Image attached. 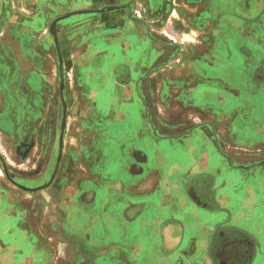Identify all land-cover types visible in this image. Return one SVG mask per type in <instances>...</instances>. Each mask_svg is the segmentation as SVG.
Masks as SVG:
<instances>
[{
    "label": "crops",
    "instance_id": "crops-1",
    "mask_svg": "<svg viewBox=\"0 0 264 264\" xmlns=\"http://www.w3.org/2000/svg\"><path fill=\"white\" fill-rule=\"evenodd\" d=\"M137 1L0 0V136L65 105L0 264H264V0Z\"/></svg>",
    "mask_w": 264,
    "mask_h": 264
},
{
    "label": "rangeland",
    "instance_id": "rangeland-1",
    "mask_svg": "<svg viewBox=\"0 0 264 264\" xmlns=\"http://www.w3.org/2000/svg\"><path fill=\"white\" fill-rule=\"evenodd\" d=\"M55 79L57 81L61 80V78L59 79L58 72H56L55 74ZM48 92L50 93L51 89L50 90L48 88L43 89V94L41 95V98H43L44 95L48 96L49 95ZM50 95L57 96L58 88L54 89V92L52 94L50 93ZM61 106L60 104L58 105V103L57 104L43 103L40 105L39 113L41 114V117L44 118V120L41 123L43 128L39 130L40 135H37L36 137L37 146L31 153L27 154V152L26 151L23 152V150H19V153L15 151V149H17L18 145L21 144L22 143L21 141L23 140L20 137V135L22 134L21 130L16 132V130L10 129L9 135L0 136V172L2 171V174L4 173V175L9 178L8 189L10 191H17L21 195L22 194L29 195L33 192L34 193L37 192L35 191L36 188L33 187L28 188L26 187V185L24 186L20 184L17 181L19 177H20V181L32 183L33 180L29 182L27 180H24L23 178L26 176L34 175V177L39 178L38 180H44L41 183V186H44L49 182L51 177L54 176L55 168H56L55 165L57 164L58 158L60 157L61 153L57 151H50L51 148H49V145L51 141L49 140V137L47 135H44V133L48 134L50 132V128L52 126L53 121H51V119L49 118L54 117L53 111L57 107L59 108L60 111H65L64 109L65 105H61ZM11 123L13 125V122ZM41 132L44 133L42 134ZM52 143L55 144V147H58L57 146L59 143L58 133L57 134L55 133V137ZM9 196L11 197L10 200L9 199L7 200L9 207H13L17 203L19 204L21 203L19 200H17L14 194H10ZM1 207L5 208V204H2V202L0 203V208ZM11 218L12 220L10 221L8 220V223H5L6 222L5 219H0V232L3 229L1 228L2 227L1 224L3 225L4 229H5V225L8 224V226H10V228L13 229L14 231L15 221L13 216ZM260 218L264 219V212L262 215H260ZM260 223L261 225H263V229H264V222L261 221ZM11 238L14 239L15 236H11ZM263 242H264V238H263Z\"/></svg>",
    "mask_w": 264,
    "mask_h": 264
},
{
    "label": "flooded vegetation",
    "instance_id": "flooded-vegetation-1",
    "mask_svg": "<svg viewBox=\"0 0 264 264\" xmlns=\"http://www.w3.org/2000/svg\"><path fill=\"white\" fill-rule=\"evenodd\" d=\"M180 1L181 0H165V1L162 0V2L164 3V5L167 4V3L169 5L170 4L179 5ZM147 2H148V5L149 6H152L153 7V11L154 12L153 11L152 12H153V16H154L155 19H153L152 21L158 22L159 21V17L157 15L158 14L157 11L159 10V8H158V6H159V4H158L159 3V0H148ZM138 3L139 2L137 0H130V2H129L128 5H126L127 3L125 4L123 2H117V3H115V5L116 6L125 5L124 8H126V9L129 8V9H127L128 10V13L126 14V17L134 19V18H137V17H139V18L144 17L143 12H141V10L134 9L133 8V6L134 5L136 6ZM142 7L145 9V6L144 5ZM148 12H150V10H148ZM21 142L22 143L18 145V147H17V149L15 151H17V153H19V150H23V152L26 151L27 154L28 153H31V152H29V148L31 146H33V143H34L33 136L31 134H29V135L25 136ZM46 187H47V185H44L43 188L45 189ZM25 191H28V190H25Z\"/></svg>",
    "mask_w": 264,
    "mask_h": 264
}]
</instances>
